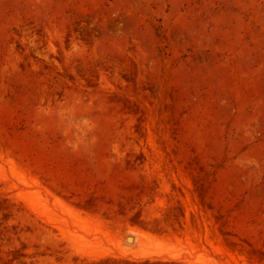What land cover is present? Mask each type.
Returning <instances> with one entry per match:
<instances>
[{
  "label": "rangeland",
  "instance_id": "1",
  "mask_svg": "<svg viewBox=\"0 0 264 264\" xmlns=\"http://www.w3.org/2000/svg\"><path fill=\"white\" fill-rule=\"evenodd\" d=\"M0 264H264V0H0Z\"/></svg>",
  "mask_w": 264,
  "mask_h": 264
}]
</instances>
